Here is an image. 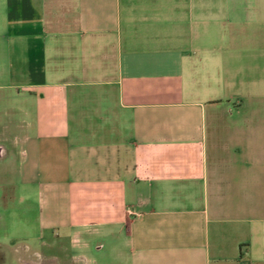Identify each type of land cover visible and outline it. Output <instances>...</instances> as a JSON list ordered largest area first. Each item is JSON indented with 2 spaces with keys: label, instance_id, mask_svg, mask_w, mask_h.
Instances as JSON below:
<instances>
[{
  "label": "crops",
  "instance_id": "obj_1",
  "mask_svg": "<svg viewBox=\"0 0 264 264\" xmlns=\"http://www.w3.org/2000/svg\"><path fill=\"white\" fill-rule=\"evenodd\" d=\"M2 16L0 238L12 213L123 264H261L264 0H2Z\"/></svg>",
  "mask_w": 264,
  "mask_h": 264
},
{
  "label": "rangeland",
  "instance_id": "obj_2",
  "mask_svg": "<svg viewBox=\"0 0 264 264\" xmlns=\"http://www.w3.org/2000/svg\"><path fill=\"white\" fill-rule=\"evenodd\" d=\"M8 38L9 36L3 31L2 0H0V43ZM0 55H4L3 51ZM0 58L1 62L4 63L2 66L8 65L7 60L2 61L3 57L0 56ZM6 221L8 233L0 238V243L5 244L9 248L5 264H41L39 261L40 256L58 258L55 264H81L80 261L73 263V256H84L90 260V264H123L118 259V256L112 250H108V248L96 252L91 248L72 246L68 239L55 240L50 235H44V238L40 240L39 237L42 235L36 232V226H34L36 224L34 222L26 223L12 213L7 215ZM31 226H34L35 229ZM39 241L52 245V248L40 246L38 244ZM58 242L59 244H57ZM25 246H28L29 250L25 251ZM252 250L253 256L257 261L264 264V244L259 243V246L253 247ZM21 258H23L22 260L27 258V263L24 261L20 262ZM43 262L48 264L46 260Z\"/></svg>",
  "mask_w": 264,
  "mask_h": 264
}]
</instances>
